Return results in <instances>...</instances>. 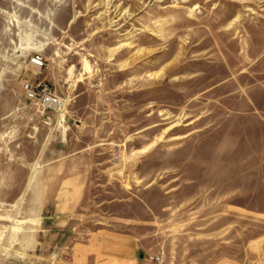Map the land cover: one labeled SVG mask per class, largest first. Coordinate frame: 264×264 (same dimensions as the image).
Returning <instances> with one entry per match:
<instances>
[{
  "label": "rangeland",
  "instance_id": "rangeland-1",
  "mask_svg": "<svg viewBox=\"0 0 264 264\" xmlns=\"http://www.w3.org/2000/svg\"><path fill=\"white\" fill-rule=\"evenodd\" d=\"M32 1L0 0V264H264V0Z\"/></svg>",
  "mask_w": 264,
  "mask_h": 264
},
{
  "label": "built area",
  "instance_id": "built-area-1",
  "mask_svg": "<svg viewBox=\"0 0 264 264\" xmlns=\"http://www.w3.org/2000/svg\"><path fill=\"white\" fill-rule=\"evenodd\" d=\"M32 64L37 68H42L44 66V60L40 56H35L32 59ZM24 91L26 92L28 98L33 101H36L38 106L44 110H53L59 105V100L55 95H53L49 87H43L40 90L34 88L31 84H25L23 86Z\"/></svg>",
  "mask_w": 264,
  "mask_h": 264
},
{
  "label": "bare ground",
  "instance_id": "bare-ground-1",
  "mask_svg": "<svg viewBox=\"0 0 264 264\" xmlns=\"http://www.w3.org/2000/svg\"><path fill=\"white\" fill-rule=\"evenodd\" d=\"M39 1V0H38ZM30 2V1H29ZM32 2H34V3H36L37 2V0H33ZM41 2V1H40ZM36 5V4H35ZM34 5V6H35ZM22 6V5H21ZM39 6H40V4H39ZM23 10V9H22ZM24 11H27V12H29V13H32V15H33V13H35V11H34V9L32 8V7H25V9H24ZM23 11V12H24ZM27 14V13H26ZM30 15V14H29ZM60 19V18H59ZM113 20V19H112ZM110 22V21H109ZM116 23V25H113V24H115ZM110 26H117V21H111L110 22V24H109Z\"/></svg>",
  "mask_w": 264,
  "mask_h": 264
}]
</instances>
